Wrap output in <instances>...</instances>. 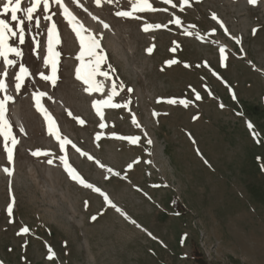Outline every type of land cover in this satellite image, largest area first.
<instances>
[{"label": "rangeland", "instance_id": "374dc122", "mask_svg": "<svg viewBox=\"0 0 264 264\" xmlns=\"http://www.w3.org/2000/svg\"><path fill=\"white\" fill-rule=\"evenodd\" d=\"M150 2L168 10L137 13L142 19L136 20L116 15L130 10L129 0H101L99 6L95 0H64L87 29L102 34L107 61L101 68L107 71L111 64L116 69L109 80L97 76L104 80L103 92L88 93L87 85L77 79L79 40L53 0L48 14L56 13L53 21L61 39L55 46L61 54L55 85L39 75L51 74V65L43 63L46 27L51 22L41 19L39 29L34 22L26 24L24 56L5 78L7 94L15 97L6 115L20 142L13 175L7 176L0 167L3 264H197L195 240L208 264H264V148L259 142L262 131L255 126L260 120L264 133V0L254 5L249 0H189L183 10L181 0ZM28 6V0H22V7ZM41 10L42 6L38 13ZM175 17L180 24L169 23ZM0 19H8L15 28L10 14L0 13ZM145 21L168 26L145 32ZM33 36L40 41L35 52ZM150 47L152 52L147 51ZM220 47L226 50L225 66ZM10 58L17 59L14 54ZM173 59L178 63H166ZM20 62L32 75L18 93L14 78ZM112 80L124 84L113 103L127 107H102V119L93 102L107 98ZM193 89L201 100L195 99ZM40 92L47 93L41 104L61 136L93 159L70 144L60 149L36 108L32 94ZM170 98L192 103L169 104ZM241 100L258 107L262 119L236 111ZM112 133L140 140L132 144ZM2 144L0 137V166H9ZM37 149L50 154L33 156ZM62 155L127 215L106 203L100 193L73 181L59 159ZM12 196L15 203L9 217ZM175 199L183 206L181 215L172 208ZM24 226L30 232L18 235ZM181 228L179 247L176 235ZM48 246L55 253L52 260Z\"/></svg>", "mask_w": 264, "mask_h": 264}, {"label": "snow or ice", "instance_id": "6c2138e0", "mask_svg": "<svg viewBox=\"0 0 264 264\" xmlns=\"http://www.w3.org/2000/svg\"><path fill=\"white\" fill-rule=\"evenodd\" d=\"M55 4L59 6V9L62 10V16L67 21V23L71 26L72 31L75 33L76 37L79 40L80 45V51L77 55V59L80 61L79 66L76 68V77L77 79L83 81L87 87H85L84 91L88 93L92 92H103L104 91V80H109L110 77L116 72V69L113 68L111 64H107V71H103L101 66L106 63L107 56L105 54L104 49L101 46V39L102 34L96 35L93 34L89 29H87L83 23L76 17V15L73 14V12L69 9V7L64 3V0H53ZM74 2L78 3V0H74ZM96 4L99 6L101 3V0H95ZM113 0H108V3H112ZM29 6L28 7H22V0H3L2 3H0V13L2 14H10L11 21L16 22L15 28L12 26L11 23H9L8 19H0V58L3 60V66L4 71L3 73H0V93H4L2 97H0V137L3 138V151L6 153V159L7 164L9 166H0L2 167L3 172L11 177L14 172V153L16 151V147L19 144V139L16 134L13 132V126L10 122V120L7 118L8 113V103L10 101H14L15 97L7 94V87L8 85L5 82V78L8 76L9 72L8 69L10 67L17 66L18 59L22 58L24 56V51L21 46L25 45L26 43V24H32L34 22L35 28L39 29L41 26V19L46 22H51L49 26L46 27L47 32V55L43 57V63L47 67L48 65H51V74L45 75L44 72H39V75L45 80V81H51L53 85L56 84L57 79L59 78L57 76L58 72V64H59V57L60 52L56 51L55 46L61 43L59 31L57 28V24L55 21H53V16L56 15L55 12L48 14L50 10V0H28ZM130 3V10L125 11H117L116 15L118 17H124V18H131L140 20L142 17L136 15L137 13H144V12H157V11H167V8L164 9H158L153 6V4L150 2V0H129ZM164 3L166 4H172L173 0H164ZM189 3V0H181L180 7L181 10H183L184 5H187ZM250 4H256L257 0H249ZM42 10L38 13V10ZM82 7V5H80ZM176 5H173L175 7ZM87 11V9H85ZM24 13L23 16H19L18 13ZM38 13V14H37ZM91 15V14H90ZM93 19H98L97 17H93ZM213 19H217L216 14L213 13ZM105 28H108L109 25L104 23L103 21H100ZM169 23H175L180 24L181 20L179 17H175L174 20H170ZM167 24H160V23H149L145 21L143 23V31L148 32L150 30L160 29V28H167ZM221 26L223 27L222 23ZM194 27V26H193ZM28 31H31V29H28ZM215 31V30H213ZM225 31L227 29L225 28ZM256 29H253V34H255ZM87 33V34H86ZM186 35H194V33L186 32ZM195 35H198L195 34ZM236 39V43H241L240 39ZM11 40V42H10ZM32 43L35 45V48H33V52L36 51L37 48L40 47V41L36 39L35 36L32 37ZM154 47V46H153ZM153 48L150 47L147 49L148 52H152ZM242 50V49H241ZM175 51V49H173ZM220 60L221 65H224V61L226 60L225 56V48L220 47ZM10 54H14L17 59L10 58ZM38 56V53H37ZM85 57H88L86 60ZM168 65H172L175 63H178L177 60H169L166 61ZM205 66H207V62H205ZM185 67H188L186 64ZM214 75H217L216 73H213ZM32 73L29 71V68L23 63L20 62L18 64V71L15 73V90L16 92H20L21 88L25 84V79L29 76H31ZM102 76L104 80H98L97 76ZM207 87V86H206ZM123 89L124 84L121 81L119 84L116 83L115 80L111 81V91L110 94L107 96L106 99H100L95 100L93 102V107L96 109L97 113L101 115V118L103 119V113L101 112L102 107H109V108H120V107H127V104L120 105L113 103V97L118 95L117 89ZM129 92L132 91L131 88L128 89ZM193 92H195V99L201 100L202 97L199 92H196L195 89H193ZM211 95V92H209ZM33 99L36 102V108L43 113L44 118L47 122L48 132L50 135L55 136L56 140H58L59 147L61 150L64 149L66 144L72 145L73 148H76V145L72 143L70 139H68L66 136L62 137L61 133L59 131V128L56 124V121L53 119L51 114L47 111L46 108L43 107L41 104V97L47 95V93L40 92L39 94L33 93ZM233 98L235 99V95H233ZM159 102V101H158ZM167 103L169 104H181L184 107H188L192 101L188 99H177V98H170L167 100ZM223 107V105H221ZM71 115V113H69ZM153 115H159L158 113H153ZM198 117H193V119H197ZM79 119V118H77ZM133 123H137V126L139 127L138 122L136 121L135 116L132 117ZM79 123L83 124V120H79ZM101 128H104L105 125L103 123L100 124ZM248 127L251 129L252 124L249 123ZM20 131L23 132L24 129L21 126ZM255 135V133H253ZM146 135V133H145ZM112 136L127 140L131 142L132 144H136L139 142L140 137L137 136H118L116 133H112ZM101 137V133L96 134V139L99 140ZM148 144H151V139L147 140ZM76 151L80 152L81 155L87 156L88 159H93V157L89 156L86 152H81L80 149L76 148ZM197 152H199V149H197ZM33 156H48L50 153L46 151H42L40 149H37L35 151H32L31 153ZM60 161L63 163L65 170L67 171L69 177L73 181H77L80 185L87 187L89 189L94 190L97 193H100L103 197L106 203H108L111 207L116 208L117 211L122 212L121 209H119L107 196V194L103 193L102 190L99 187H96L92 183L87 182L79 173L78 171L72 167L66 156H59ZM49 164L53 163L52 159H49L47 161ZM97 164H100L99 161H96ZM207 163V161H205ZM100 167H105L103 164H100ZM129 168L132 167L131 164L128 165ZM109 172L112 171L111 168L108 169ZM116 175H120L119 173H115ZM9 191L11 193V182H9ZM15 203V197L12 196V202L8 204L7 206V214L9 217L13 215V206ZM123 215H127L126 213H123ZM91 219L95 220L96 216H93ZM135 223V221H132ZM30 232L29 227L24 226L20 228L18 235L20 234H27ZM151 235V233H149ZM27 244V241H25V245ZM48 252L49 256L48 259L52 260L55 256L54 251L52 250L51 246H48ZM0 264H3L2 261H0Z\"/></svg>", "mask_w": 264, "mask_h": 264}, {"label": "trees", "instance_id": "16d2710c", "mask_svg": "<svg viewBox=\"0 0 264 264\" xmlns=\"http://www.w3.org/2000/svg\"><path fill=\"white\" fill-rule=\"evenodd\" d=\"M259 108L256 107V106H251V104L245 102V101H240L239 102V105L236 106V111H244L245 114L251 118H258V119H262L261 117H259L257 114H259L260 112H258ZM264 115V114H263ZM258 116V117H257ZM255 119V120H256ZM260 120H256V128L258 130H261L262 131V134L260 139H259V142L261 143L260 145H262V147L264 148V133H263V128H262V124H260ZM254 154V153H252ZM253 165H255V162H253ZM258 165V164H257ZM259 167V166H258ZM172 208H175V210L180 213V215L182 214V210L183 209V206L182 204H180V202L178 200H174L173 204H172ZM178 218H181V217H178ZM184 231L181 229H178V233L176 235V246L178 245L180 247V241H181V238H182V235H183ZM178 248V247H177ZM194 253H193V256H194V260L197 264H208L207 262V259L205 257V254L203 253V251L201 250V248L199 247L198 243H197V240H195V243H194Z\"/></svg>", "mask_w": 264, "mask_h": 264}]
</instances>
